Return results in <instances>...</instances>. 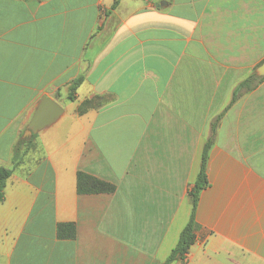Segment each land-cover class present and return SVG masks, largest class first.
I'll return each instance as SVG.
<instances>
[{
  "label": "crops",
  "instance_id": "obj_1",
  "mask_svg": "<svg viewBox=\"0 0 264 264\" xmlns=\"http://www.w3.org/2000/svg\"><path fill=\"white\" fill-rule=\"evenodd\" d=\"M115 1L0 0V264H161L211 122L264 62V0ZM43 96L64 113L14 167ZM263 114L264 81L223 113L195 242L172 264H264ZM78 172L115 192L78 195Z\"/></svg>",
  "mask_w": 264,
  "mask_h": 264
},
{
  "label": "trees",
  "instance_id": "obj_2",
  "mask_svg": "<svg viewBox=\"0 0 264 264\" xmlns=\"http://www.w3.org/2000/svg\"><path fill=\"white\" fill-rule=\"evenodd\" d=\"M41 1V0H39ZM118 0L115 1L114 7L117 5ZM83 79L81 77L72 81L69 87L67 99L73 101L75 99V92L77 88L82 83ZM264 81V77L259 78L255 73L249 75L245 80H243L235 89L233 93L232 100L230 105L233 104L242 91H250L255 88L258 84ZM98 98H93L92 100L83 102L78 108V113L82 114L87 109L97 106ZM99 103V102H98ZM228 106V107H229ZM225 108L224 112L228 109ZM220 113L215 117L211 122V135L204 142L202 151L200 154V163L198 173L192 183V186L189 190V198L191 200V212L187 224L184 226L182 231L179 234L177 243L171 249L167 258L161 264H172L175 261H184V257L189 253L190 247L195 242V211L198 202V196L200 192L207 187V176H206V166L208 161V153L210 148L213 145V138L215 135L216 128L223 116V113ZM36 135H32L29 138H20L14 148L13 154V166H17L22 156H24L32 147L33 140ZM12 173L11 169H6L0 167V203L4 199V188L6 181ZM76 192L78 195H99V194H113L115 192V186L104 181H101L97 178H94L83 172H78L76 177ZM57 237L59 239H74L75 237V227L74 224H58L57 226Z\"/></svg>",
  "mask_w": 264,
  "mask_h": 264
},
{
  "label": "water",
  "instance_id": "obj_3",
  "mask_svg": "<svg viewBox=\"0 0 264 264\" xmlns=\"http://www.w3.org/2000/svg\"><path fill=\"white\" fill-rule=\"evenodd\" d=\"M256 75L259 78L264 77V62L256 69ZM63 113V108L56 101L43 96L39 101L36 111L31 118L23 137L29 138L52 126L60 119Z\"/></svg>",
  "mask_w": 264,
  "mask_h": 264
},
{
  "label": "rangeland",
  "instance_id": "obj_4",
  "mask_svg": "<svg viewBox=\"0 0 264 264\" xmlns=\"http://www.w3.org/2000/svg\"><path fill=\"white\" fill-rule=\"evenodd\" d=\"M255 71V70H254ZM254 71H253V73H254ZM260 122L261 123H263L264 124V114H263V116H261V120H260ZM232 125H234V123H231ZM234 127H235V125H234ZM263 128V131H264V126L262 127ZM222 130V129H221ZM222 132V131H221Z\"/></svg>",
  "mask_w": 264,
  "mask_h": 264
},
{
  "label": "built area",
  "instance_id": "obj_5",
  "mask_svg": "<svg viewBox=\"0 0 264 264\" xmlns=\"http://www.w3.org/2000/svg\"><path fill=\"white\" fill-rule=\"evenodd\" d=\"M103 0H99V2H102ZM188 258V254L185 255L184 260Z\"/></svg>",
  "mask_w": 264,
  "mask_h": 264
}]
</instances>
